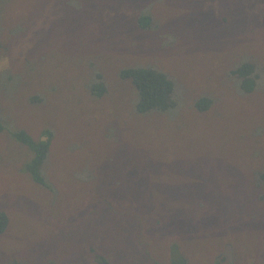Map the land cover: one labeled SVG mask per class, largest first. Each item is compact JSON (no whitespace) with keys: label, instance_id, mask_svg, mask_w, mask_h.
<instances>
[{"label":"rangeland","instance_id":"374dc122","mask_svg":"<svg viewBox=\"0 0 264 264\" xmlns=\"http://www.w3.org/2000/svg\"><path fill=\"white\" fill-rule=\"evenodd\" d=\"M244 63L249 94L231 74ZM141 66L175 81L180 109L133 113L120 72ZM97 78L104 97L89 92ZM0 109V264H264V0H0ZM15 130L50 136L52 191L23 171Z\"/></svg>","mask_w":264,"mask_h":264},{"label":"trees","instance_id":"16d2710c","mask_svg":"<svg viewBox=\"0 0 264 264\" xmlns=\"http://www.w3.org/2000/svg\"><path fill=\"white\" fill-rule=\"evenodd\" d=\"M209 17V16H207ZM194 21L197 18L193 16ZM138 27L141 30L151 29V20L147 15H141L136 20ZM97 32V31H96ZM60 32L58 30L54 31L50 29L47 33L48 38L53 39L58 36ZM239 68V69H238ZM254 72V66L249 63H244L237 67L236 71L231 72L232 75L236 76L240 82L238 83V89L245 94H249L255 90L257 87L256 78L252 76ZM120 78L122 80H129L133 88L136 91L137 102L134 105L133 113L135 115H139L140 117L145 118L147 115L151 113H160V114H168L172 113V111L178 110L181 108V100L179 95L177 94V88L175 81L166 73L153 68V67H127L120 72ZM88 89L90 94L93 97H104L107 93V87L103 80L96 79V81L92 80L88 85ZM213 100L207 96L203 95L199 99H196L193 102V107L199 113H205L212 107ZM5 130V126L3 125L1 118V109H0V132ZM11 138L28 148L31 152L32 156L28 162H26L23 167V171L27 173L33 182L48 191H52V185L47 179L46 173L43 170V164L46 161L49 155V140L50 136H47V140H37L34 141L26 132L22 130L10 131ZM249 140V139H248ZM247 137H243L239 139V145L243 148L248 144ZM244 143V145H243ZM143 155L142 158L146 161H150L148 156L144 155V152H141ZM190 158L191 156H187ZM241 160L246 159V153L244 156H240ZM192 162L188 164L186 170L190 174L201 173V175L209 176L206 170H203L200 165H193ZM171 167L174 169L183 170V164L179 160H174ZM249 170H250V166ZM227 174L228 172H219L218 174ZM258 176L263 180L264 179V171L257 172ZM211 177V176H210ZM213 181L212 178L208 180ZM201 188L193 187L190 190H186L187 196L191 199L198 198L200 200ZM206 190H210L206 188ZM198 191L200 194L197 195L194 192ZM234 192H241V190H234ZM243 193V192H242ZM212 197L220 198L218 193H213ZM225 205V202H224ZM209 226V225H208ZM8 227V217L4 212H0V235H2ZM198 230V225L192 223V229ZM188 231V230H187ZM98 259L96 261L97 264H109V262L104 257H96ZM15 264V263H13ZM168 264H187L186 261L179 257L174 256Z\"/></svg>","mask_w":264,"mask_h":264},{"label":"water","instance_id":"95a60500","mask_svg":"<svg viewBox=\"0 0 264 264\" xmlns=\"http://www.w3.org/2000/svg\"><path fill=\"white\" fill-rule=\"evenodd\" d=\"M225 257L227 258L229 262L232 261L231 249L229 246H227L225 249Z\"/></svg>","mask_w":264,"mask_h":264},{"label":"bare ground","instance_id":"6f19581e","mask_svg":"<svg viewBox=\"0 0 264 264\" xmlns=\"http://www.w3.org/2000/svg\"><path fill=\"white\" fill-rule=\"evenodd\" d=\"M239 69V68H238ZM236 71V70H235Z\"/></svg>","mask_w":264,"mask_h":264}]
</instances>
